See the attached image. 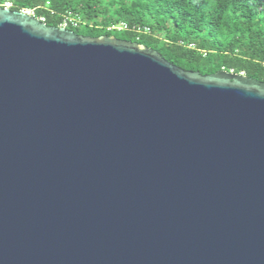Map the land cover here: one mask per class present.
<instances>
[{"label":"water","instance_id":"1","mask_svg":"<svg viewBox=\"0 0 264 264\" xmlns=\"http://www.w3.org/2000/svg\"><path fill=\"white\" fill-rule=\"evenodd\" d=\"M0 264H264V82L0 7Z\"/></svg>","mask_w":264,"mask_h":264},{"label":"trees","instance_id":"2","mask_svg":"<svg viewBox=\"0 0 264 264\" xmlns=\"http://www.w3.org/2000/svg\"><path fill=\"white\" fill-rule=\"evenodd\" d=\"M5 0H0V5ZM13 10H34L47 25L60 27L78 14V34L111 35L157 50L185 70L243 73L264 82V0H13ZM150 26L152 34L108 31L112 24ZM194 44L195 47H189ZM206 53V54H205Z\"/></svg>","mask_w":264,"mask_h":264},{"label":"built area","instance_id":"3","mask_svg":"<svg viewBox=\"0 0 264 264\" xmlns=\"http://www.w3.org/2000/svg\"><path fill=\"white\" fill-rule=\"evenodd\" d=\"M0 7L13 9L14 2H13V0H5L4 3L0 5ZM21 11L26 13V14H28V15H32V16L37 17L35 15L34 10L22 9ZM37 18H39V17H37ZM39 19L42 20V21H45V18H43V17H40ZM81 24H82L81 17L78 14H75L73 12H69L68 14H66L64 16L62 25L60 27L67 28V29H69L68 28L69 26H72L74 28H79ZM107 30L108 31H117V32L133 31V32L138 34V39L142 35H150V34H152V29H151L150 26H142V25L130 26L127 22H124V21H122L120 23L112 24L111 26H109L107 28ZM189 47H195V45L191 44Z\"/></svg>","mask_w":264,"mask_h":264},{"label":"rangeland","instance_id":"4","mask_svg":"<svg viewBox=\"0 0 264 264\" xmlns=\"http://www.w3.org/2000/svg\"><path fill=\"white\" fill-rule=\"evenodd\" d=\"M114 34L118 35V36H121L122 35V32H113Z\"/></svg>","mask_w":264,"mask_h":264}]
</instances>
